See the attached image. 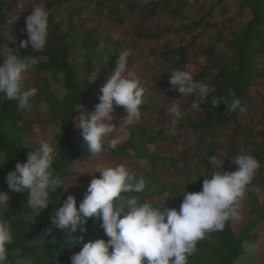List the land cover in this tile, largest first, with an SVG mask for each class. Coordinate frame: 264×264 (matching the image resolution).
Wrapping results in <instances>:
<instances>
[{
    "label": "trees",
    "instance_id": "obj_1",
    "mask_svg": "<svg viewBox=\"0 0 264 264\" xmlns=\"http://www.w3.org/2000/svg\"><path fill=\"white\" fill-rule=\"evenodd\" d=\"M19 3L23 7L18 0H0V33L8 34L0 36V50L9 47L20 59L30 55L37 58L38 64L32 70L49 74L48 82L60 83L64 89L61 100L52 97L47 101V121L60 126L54 137L57 156L53 168L69 187L60 196L59 190L53 193L49 207L37 216L52 215L73 188L79 207L92 180L91 172L79 169L83 164L131 167L146 187L141 193L122 195L135 196L138 203L161 206L164 211L179 210L185 191L202 190L203 180L217 170L209 163V156L224 153L227 159L222 170L234 172L238 166L231 158L240 152L250 153L261 166L240 202L248 208L245 224L236 231V222L233 228V220H229L222 231L198 241L188 264H234L247 254V246L257 238L253 232L264 222V207L258 195L264 193V0ZM37 4H43L49 12V36L43 52H33L31 46L20 47V42L27 39L26 17ZM13 17L17 19L11 23ZM101 41L103 48L99 46ZM126 50L130 52L127 69L147 89V99L140 107L142 116L131 125L123 124L126 112L116 107L111 114L116 131L108 139L119 138L120 143L111 148L106 142V151L92 157L74 121L82 112L94 110L100 88L113 73L120 53ZM174 70L190 71L194 80L210 88L209 102L200 109L191 108L192 96L182 101L185 114L175 123L166 114L169 100L179 97L168 83ZM230 93L240 98L244 113H230L223 103L212 107L213 98L229 97ZM29 104L21 109L14 100L0 103V151L7 154V160L0 162V191L8 195L19 193L9 194L12 191L5 182L7 173L15 169L17 162H26L35 150L26 139L34 135L36 95ZM27 212L25 205L15 214L10 209L4 214L14 233L10 253L21 248L24 255H41L47 263L71 264L70 257L84 243L109 239L101 221L89 218L86 232L78 228L72 234L77 245H69L70 237L51 224H28L20 219ZM29 214L34 215L30 210ZM48 228L54 233L44 237ZM9 261L12 264L11 255Z\"/></svg>",
    "mask_w": 264,
    "mask_h": 264
},
{
    "label": "clouds",
    "instance_id": "obj_2",
    "mask_svg": "<svg viewBox=\"0 0 264 264\" xmlns=\"http://www.w3.org/2000/svg\"><path fill=\"white\" fill-rule=\"evenodd\" d=\"M18 4L23 7L19 0ZM16 19L13 17L10 22ZM48 21L49 12L43 4L32 7L25 20L27 39L20 42V47L31 46L33 52H43L49 36ZM5 35L8 34L0 33V36ZM99 46L104 47L103 41ZM129 55L127 50L120 53L113 73L100 88L99 103L94 110L82 112L74 121L92 157H99L106 151V142L111 148L120 143L119 138L108 139L116 131L111 123V114L116 107H122L126 112L123 124L131 125L141 119L140 107L147 99V89L139 77L127 69ZM0 56H3L0 59V93L4 94V99L16 101L21 109L29 107L37 89H26L25 79L26 73L38 64L37 58L30 55L20 59L9 47L6 51L0 50ZM168 83L179 93L178 98L170 99L166 105V114L173 123L185 114L182 101L190 96L194 97L192 109H200L209 102V86L194 80L190 71H172ZM229 97L213 98L210 103L213 108L223 103L230 113L246 111L240 98L231 93ZM56 156L54 141L51 138L42 140L29 153L26 162H17L15 169L7 173L8 188L16 193H27L28 212L20 219L30 222L49 207L53 193L59 190L60 196L61 192L67 191L69 183L53 168ZM225 159L224 153L209 156V163L217 170L211 178L203 180L201 191L184 192L179 210L161 211V206L154 208L147 202L138 203L135 196L125 198L122 194L141 193L146 187L144 179L139 178L131 167L119 164L100 170V177L91 180L78 208L75 197L68 195L49 218L53 228L70 237L69 245L73 242L77 245L72 234L78 228L81 233L86 232L89 218L101 221L100 226L109 238L107 242L98 239L84 243L81 250L70 257L71 264H188V258L197 250L198 241L222 231L229 220L241 219L238 209L246 186L261 166L253 155L240 152L231 158L238 166L237 170L227 172L222 170ZM5 160L7 154L0 151V162ZM9 200V195L0 191V264H10V255L12 264H37L35 257L24 255L21 248L9 251L14 233L10 221L3 218L9 211ZM53 233V229L48 228L43 236ZM44 264H47L46 260Z\"/></svg>",
    "mask_w": 264,
    "mask_h": 264
},
{
    "label": "rangeland",
    "instance_id": "obj_3",
    "mask_svg": "<svg viewBox=\"0 0 264 264\" xmlns=\"http://www.w3.org/2000/svg\"><path fill=\"white\" fill-rule=\"evenodd\" d=\"M2 63V62H0ZM49 74H39L34 72L32 69H30L26 73V79H25V87L26 88H32L35 87L37 89L36 94V108H35V125H34V135L30 139H26V143L30 148L36 149L39 145V143L42 140H46L48 138H51L54 141V137L56 134L60 131L59 124H50L47 121V110H48V100L52 97L61 100L64 96V89L61 86L60 83H49ZM4 94L0 93V103L2 101H5L7 99H4ZM55 143V142H54ZM104 167L101 165H86L83 164L79 166V169L82 171H88L92 173V179L93 178H99L101 173L99 172ZM15 192H10L9 194H12ZM76 193V188H73L71 191V195L74 196ZM258 195L260 196V203L264 207V193L259 192ZM9 195L10 202H9V209L16 213L17 209L20 207H23L27 204V193H19L17 196ZM13 202V203H12ZM239 214L241 216L240 220H233V228L235 227L236 222V231H238L239 228H241L246 221V215L248 208L247 206H240L238 209ZM34 217V215H32ZM50 216L42 215V216H36L33 218L30 222L28 220H25L26 223H45V224H51L50 222ZM254 234H257V238L253 240V242L247 246L248 253L245 254L243 257H241L238 261H236L234 264H264V222L257 226ZM35 257L37 264H44V260H41V255L33 256ZM47 264H51L49 261Z\"/></svg>",
    "mask_w": 264,
    "mask_h": 264
}]
</instances>
